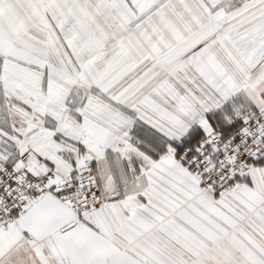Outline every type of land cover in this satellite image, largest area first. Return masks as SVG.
I'll list each match as a JSON object with an SVG mask.
<instances>
[{
    "label": "snow or ice",
    "instance_id": "snow-or-ice-1",
    "mask_svg": "<svg viewBox=\"0 0 264 264\" xmlns=\"http://www.w3.org/2000/svg\"><path fill=\"white\" fill-rule=\"evenodd\" d=\"M0 264H264V0H0Z\"/></svg>",
    "mask_w": 264,
    "mask_h": 264
}]
</instances>
